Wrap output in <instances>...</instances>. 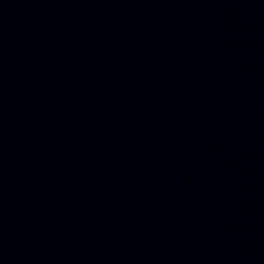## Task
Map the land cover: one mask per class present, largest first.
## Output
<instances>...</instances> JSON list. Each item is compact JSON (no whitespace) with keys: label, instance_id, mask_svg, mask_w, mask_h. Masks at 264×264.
I'll use <instances>...</instances> for the list:
<instances>
[{"label":"water","instance_id":"obj_1","mask_svg":"<svg viewBox=\"0 0 264 264\" xmlns=\"http://www.w3.org/2000/svg\"><path fill=\"white\" fill-rule=\"evenodd\" d=\"M0 264H264V0H0Z\"/></svg>","mask_w":264,"mask_h":264}]
</instances>
